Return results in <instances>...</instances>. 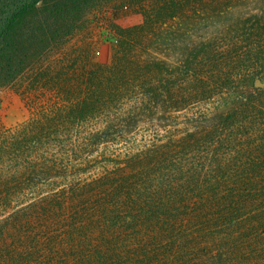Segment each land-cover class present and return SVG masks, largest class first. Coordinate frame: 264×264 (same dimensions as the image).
I'll return each mask as SVG.
<instances>
[{
	"label": "rangeland",
	"instance_id": "rangeland-1",
	"mask_svg": "<svg viewBox=\"0 0 264 264\" xmlns=\"http://www.w3.org/2000/svg\"><path fill=\"white\" fill-rule=\"evenodd\" d=\"M64 46L51 54L49 65L55 70L71 66L69 78L74 83L85 75H106L118 63L116 72L125 71L134 90L126 96L102 97L96 104L98 113L87 117L86 124L62 129L57 123H69L72 117L59 109H69L77 96L74 90L58 92L59 84L44 86L34 82L40 74L29 72L0 88V264H264V235L253 216L258 210L257 218L264 223V0H148L125 11L116 7L109 13L90 14L88 28ZM144 90H156L157 103L150 108L140 96ZM163 100L164 107L158 109ZM138 106L145 113L138 112L124 136L136 138L142 149L177 144L190 133L203 134L212 127L215 142L209 154L196 153L192 162L198 169L210 170L215 165L207 162L220 160L225 173L216 172L215 177L229 185L238 180L245 186L244 180L251 179L249 187L257 193L250 201L252 217L247 224L226 230L227 223L217 219L220 207L215 201L190 217L181 206L182 211L156 219L128 210L119 216L117 210L94 208L91 222L77 232L87 236L83 246L73 241L72 230L66 229L69 223L62 225V231L54 226L48 238L51 224L43 214L53 202L48 189L39 185L41 177L29 178L26 169L39 170L47 158L55 160L58 169L83 164L88 170L81 176L71 172L65 180L53 179L59 187L77 180L92 185L89 193L70 196L62 211L53 212L71 213L73 199H98L106 192L100 170L107 166L106 159L111 160L109 169L115 167L111 144L119 140L116 131L108 133L102 123L119 121L118 113L123 118ZM234 111L230 127L223 124L216 130L209 122ZM46 120L51 125L39 131L38 123ZM149 124L158 130L159 139L143 132ZM145 133L148 140L143 143ZM116 145L114 150L124 149L120 142ZM105 149L111 153L106 157ZM122 162L121 167L127 168ZM213 184L218 199L226 195L221 182ZM147 219L145 225L142 220ZM185 231L192 235L182 240L198 242L197 247L183 248L174 242L172 234Z\"/></svg>",
	"mask_w": 264,
	"mask_h": 264
},
{
	"label": "trees",
	"instance_id": "trees-1",
	"mask_svg": "<svg viewBox=\"0 0 264 264\" xmlns=\"http://www.w3.org/2000/svg\"><path fill=\"white\" fill-rule=\"evenodd\" d=\"M147 1L0 0V88L9 87L21 80L27 72L31 74L36 73L37 76L40 74L41 76L35 79L34 82H43L44 86H47L51 82L54 85L59 84L57 88L58 92L63 93L74 90L73 93L77 95H75L74 102L69 106L67 111H63L67 106L59 109L60 114L64 112L65 115L69 114V117H72L71 122L65 123L62 120L57 125L62 127V129H67L68 124L75 128L79 125L86 124L87 117L98 113L96 104L98 105L100 103L102 97H104L103 100H106L105 96L109 99L112 97L115 98L116 93H123V96H126L127 92L134 90L131 86L132 83L129 82L125 71L121 70L120 73L116 72L117 67L115 66L118 64L116 63L114 68L109 70L106 75L97 73V75H90L87 78L85 75L82 76V82L76 84L74 83V79L69 78L70 71L68 69H71V66H61L58 70H55L49 65L50 62L53 64L50 60L51 54L55 50L65 47L64 43L74 37L77 32L88 28V17L90 14H94L95 12L109 13L116 7L124 9L125 11L129 7L134 8L135 5L142 6ZM114 14L119 15L118 11L114 12ZM46 61L48 65L45 64ZM41 65L44 66L40 72ZM60 70L62 71L58 74ZM64 70L67 73L65 74V79H61ZM80 85L81 88L79 87ZM155 93L156 90H144L140 94V96L144 97V101H146L145 103L149 108L151 107L150 104L157 103ZM131 99L132 96L130 97ZM157 106L158 109H162L164 107V100L159 102ZM113 107L116 109L115 106ZM104 108L110 109L109 106H104ZM170 108L165 110L164 113L170 111ZM144 109L141 111L138 106L136 109L134 108L131 112L125 114L123 118L118 113V117L121 119L119 121L109 119L102 123L103 129H106L108 133L116 131L115 135L119 136V140L115 138L113 145L111 144L113 146L112 159H115L112 162L115 167L109 169L111 160L106 159V162L103 164L105 165L106 163L107 166L102 167V170H100L102 174L100 178L104 177L102 179L106 181V192L103 190L101 192L103 194L100 193L99 198L95 200L82 199L75 202V199H73L71 204H68V209L72 211L71 213L64 214L61 212L59 214L67 205L66 203L70 196L73 195L76 197L78 194L83 196L92 188V185L82 180H77L69 184L67 182V184L59 187L57 185L61 184L55 182V180L61 178L65 180L71 172L79 174V176L87 174L88 170L86 171V168L82 166L83 164L76 167L72 166L69 170L64 168L58 169L54 166L56 164L55 160L51 159L54 164L48 166L51 160L43 158L41 161H44L42 163L44 167L39 170L33 168L26 169V172H30V174H27L29 178H34L36 175L41 177V183L39 185L41 188L48 189L50 200L53 202V204H50L52 209L49 210L47 207H44L45 213L43 214L45 222L49 221L47 223L52 225L47 224V227L50 229L48 238H51V233L55 232L54 226L57 225L58 228H61L64 223H69L70 227L66 229L72 230L74 234L73 241L83 246L82 243L88 241L86 239L87 236L83 233H78L77 235V232L80 226L91 222L92 217L90 213L94 208L97 211L103 209L107 212L117 210L119 214L112 212L111 215L116 214L119 216L122 212L128 210V212H136L137 214L146 215L147 218L156 219L159 215L182 211L180 209L181 206L187 210L188 214L186 216L190 217L191 213L206 210V203L215 201L218 207H220L217 208V211L220 212L217 219L224 220L227 223L226 230L228 227H239L250 221L252 215L248 208L250 203H253L250 201L256 197L257 193L256 188L249 187L252 185L250 182L251 179L246 178L244 180L245 182L243 183L245 186L238 185V180L235 182L236 184L229 185L223 182L222 179L218 178L217 180L215 177L216 172H218L216 175L225 173L220 160L210 158L211 160L206 164L215 165L210 168H215L216 170H209L208 168L202 167L198 169L195 167L198 164L192 162L193 159L191 158L196 153L199 156L209 154V148L215 142V138L212 137L214 135L212 127H209L208 131H204L203 134L190 133L187 135L188 139L177 140V144L174 143L176 141L171 140L173 136H170L168 137L170 142L173 141L170 145H168L169 142L165 144L166 146H152V144V147L149 148V146H146L142 149V145L136 142V138H127L124 136V132L132 124V121H136L138 112L145 113ZM234 119L235 111L226 115L216 116V118L209 122H213V127L217 130L223 124L226 127H230L232 123L230 126L229 123ZM50 122L46 120L38 123V126H40L39 131H44L47 126L51 125ZM57 125L55 126L57 127ZM149 125L143 132L151 134L152 139H159L158 130L152 124ZM58 129L60 128L58 127ZM146 133L142 135L143 139L141 141L143 143L148 140ZM33 139L36 140L34 137ZM117 141L124 146L123 150H114V148H117ZM152 141L157 142V140ZM231 143L233 141L229 144L231 145ZM30 144L33 143L30 142ZM107 154L111 153L105 149L104 157ZM119 161H126L127 168L123 169ZM122 163L125 164L124 162ZM53 179L55 180L53 181ZM215 182H221L226 193V195H221L219 199L217 198V191L213 184ZM98 189L101 188L98 187ZM209 194L211 195L210 198H208ZM56 209L59 212H53ZM253 213L254 220L259 224L258 230L261 235H264L263 219L259 220L257 218L258 210L255 209ZM101 216H103V213H101ZM148 221L149 219L146 221L142 220L145 225ZM60 231H62V228ZM172 235L174 242H179L183 248L198 246V242L182 240L184 236H191L192 232L185 231V233H174ZM77 236L79 240H77ZM191 242L192 245L186 247ZM262 247L264 248V245Z\"/></svg>",
	"mask_w": 264,
	"mask_h": 264
}]
</instances>
